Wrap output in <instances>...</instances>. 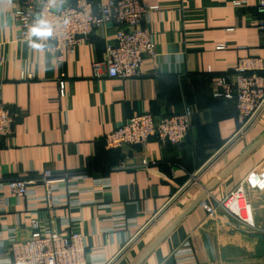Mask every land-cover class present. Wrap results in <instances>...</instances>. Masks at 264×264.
<instances>
[{"label": "crops", "instance_id": "1", "mask_svg": "<svg viewBox=\"0 0 264 264\" xmlns=\"http://www.w3.org/2000/svg\"><path fill=\"white\" fill-rule=\"evenodd\" d=\"M22 1L0 0V98L18 115L12 133L0 139V182L45 171L87 174L74 192H65L70 203L55 209L40 205L44 229L81 231L89 253L98 254L94 261L137 264L218 180L139 264H264V141L220 177L264 136V108L198 174L241 130L235 101L215 93L224 90L221 80L241 59L264 60L261 0H142L159 7L142 23L158 56L146 57L145 75L131 79L96 74L94 64L106 59L107 42L114 38L112 27L66 51L63 61L22 41L13 14ZM186 106L193 116L183 143L153 138L145 146L107 149L105 135L126 119L142 113L162 118ZM196 178L200 184H191L156 216ZM36 189L44 194L43 185ZM233 193L238 202L222 207ZM0 201L7 202L0 211L2 252L9 228L27 237L32 216L30 201L14 196L9 187L0 190ZM81 201L93 203L72 206ZM122 213L136 224L119 225L115 215ZM62 217L72 225L64 226Z\"/></svg>", "mask_w": 264, "mask_h": 264}, {"label": "built area", "instance_id": "2", "mask_svg": "<svg viewBox=\"0 0 264 264\" xmlns=\"http://www.w3.org/2000/svg\"><path fill=\"white\" fill-rule=\"evenodd\" d=\"M158 8L142 0H107L101 3L92 0H24L13 14L18 22L20 39L31 46L44 47L59 61H63L66 51L73 52L98 30L114 28V38L107 42L106 59L95 63L94 68L99 77L131 79L145 75L143 64L146 57L158 56L152 35L142 28L145 18ZM257 11L263 16L258 25L264 35V0L257 5ZM263 71V59H241L233 74L221 80L224 90L215 93L217 98L235 101L241 130L264 108ZM192 116L191 106L162 118L152 113L135 115L105 135L106 147L124 150L145 146L153 138L179 145L190 134ZM17 118L16 112L0 98V139L12 133ZM87 177V174L45 171L39 177L0 182V190L9 187L14 196L30 201L28 210L32 216L27 237L20 236L16 228H9L8 246L4 247L7 250L0 252V264H109L108 261H94L98 254L89 253L81 231H50L44 229L39 218L41 204L55 209L70 203L68 193L74 192L78 181ZM105 184V180L98 183ZM38 185H43L44 194L38 193ZM237 196L234 193L227 195L220 205L232 206ZM90 203L93 202L81 201L72 206ZM6 205L7 202L0 201V211H5ZM115 218H118L119 225L132 227L136 224L123 213L115 215ZM60 221L66 227L72 225L64 217Z\"/></svg>", "mask_w": 264, "mask_h": 264}, {"label": "water", "instance_id": "3", "mask_svg": "<svg viewBox=\"0 0 264 264\" xmlns=\"http://www.w3.org/2000/svg\"><path fill=\"white\" fill-rule=\"evenodd\" d=\"M258 115V114H257ZM255 115L251 121L248 123L247 126H245L243 128V130H241L235 137H233V139H231L223 148H221L219 150V152L214 155L210 161H208L206 163V165L203 167V169H201V171L198 173L200 174L223 150L224 148H226V146H228L237 136H239L245 129H247V127L253 122V120L256 118ZM264 141V136L261 137L258 141H256L241 157H239L234 163H232L223 173H221L220 177L223 178L226 176V174H228L240 161H242L252 150H254L259 144H261ZM195 179H191L187 185H185L178 193L175 197H173L169 203H167V205L159 212L157 213L156 216H159L167 207L170 206V204L176 200L181 193L187 188L189 187ZM218 183V180H215L213 183H211V185H209L206 189H204V191L202 193H200V195L187 207V209L185 210V212L179 217V219H177L168 229L167 231H165V233L159 237L156 242L154 244L151 245V247L144 253V255L141 257L139 263L189 214L191 213L197 206L198 204L206 197V195L208 194V192ZM154 221V219H152L151 223ZM150 223V224H151ZM149 224V225H150ZM145 230V229H143ZM140 235V234H139ZM137 235V236H139ZM136 239V238H135ZM125 250V249H124ZM118 258V257H117ZM116 258V259H117ZM115 259V260H116ZM114 262V261H113ZM113 262H111L110 264H112ZM137 263V264H139Z\"/></svg>", "mask_w": 264, "mask_h": 264}, {"label": "rangeland", "instance_id": "4", "mask_svg": "<svg viewBox=\"0 0 264 264\" xmlns=\"http://www.w3.org/2000/svg\"><path fill=\"white\" fill-rule=\"evenodd\" d=\"M193 183L198 185V184H200V181L198 180V178H196Z\"/></svg>", "mask_w": 264, "mask_h": 264}]
</instances>
